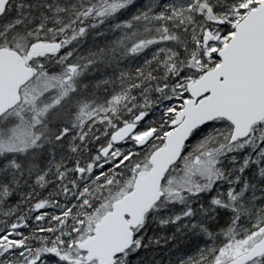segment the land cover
Returning a JSON list of instances; mask_svg holds the SVG:
<instances>
[{
	"label": "snow or ice",
	"instance_id": "1",
	"mask_svg": "<svg viewBox=\"0 0 264 264\" xmlns=\"http://www.w3.org/2000/svg\"><path fill=\"white\" fill-rule=\"evenodd\" d=\"M0 264H264V0H0Z\"/></svg>",
	"mask_w": 264,
	"mask_h": 264
}]
</instances>
